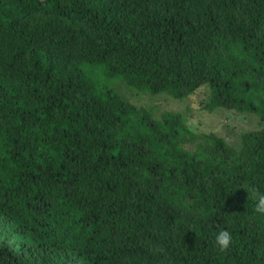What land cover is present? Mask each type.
<instances>
[{
	"label": "trees",
	"instance_id": "16d2710c",
	"mask_svg": "<svg viewBox=\"0 0 264 264\" xmlns=\"http://www.w3.org/2000/svg\"><path fill=\"white\" fill-rule=\"evenodd\" d=\"M119 83L256 128L194 132L191 110L156 118ZM251 187L264 0H0V264H264Z\"/></svg>",
	"mask_w": 264,
	"mask_h": 264
},
{
	"label": "rangeland",
	"instance_id": "374dc122",
	"mask_svg": "<svg viewBox=\"0 0 264 264\" xmlns=\"http://www.w3.org/2000/svg\"><path fill=\"white\" fill-rule=\"evenodd\" d=\"M117 89L122 95L129 97V99L135 102L138 106L152 109V113L156 118H161L164 113L170 111L183 112V109L185 108L191 110L183 113H185L188 126H190L194 132H197L198 130L206 133L217 132L233 137L235 133L256 128L257 118L255 116L235 115L224 111L215 114L200 109L201 107L199 106L198 101L205 97L202 94L196 97L191 96L188 103L185 101L182 103L180 101H173L171 99L135 92L129 89L124 83H119Z\"/></svg>",
	"mask_w": 264,
	"mask_h": 264
},
{
	"label": "clouds",
	"instance_id": "9594fccd",
	"mask_svg": "<svg viewBox=\"0 0 264 264\" xmlns=\"http://www.w3.org/2000/svg\"><path fill=\"white\" fill-rule=\"evenodd\" d=\"M81 67L84 69L85 76L92 79L98 89L103 87L106 83L104 74L107 68L105 65H88L85 63ZM249 194L254 204L253 211L259 218L264 219V191L258 190L256 187H251L249 188ZM214 242L218 246V250L223 252L233 244L234 238L229 230L220 229L214 235Z\"/></svg>",
	"mask_w": 264,
	"mask_h": 264
}]
</instances>
